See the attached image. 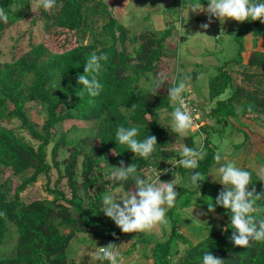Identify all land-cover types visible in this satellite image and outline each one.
I'll return each instance as SVG.
<instances>
[{
    "label": "trees",
    "instance_id": "trees-1",
    "mask_svg": "<svg viewBox=\"0 0 264 264\" xmlns=\"http://www.w3.org/2000/svg\"><path fill=\"white\" fill-rule=\"evenodd\" d=\"M180 1L177 0L179 6ZM31 6L32 0H0V7L9 16L7 24L0 23V245L12 232L17 234L13 251L0 255V264H70L68 250L80 233L110 238L116 246L125 247V242L131 240L132 244L124 250L125 259L129 257L146 234L133 233L139 240L126 238L100 210L108 187L121 188L123 183L124 191L135 190L132 178L114 184L111 179L105 181L115 171L113 167L120 166V161H124L125 167L134 163L137 175L142 178H151L156 171L161 181L177 177L176 203L167 211L171 229L147 240L149 248L141 249L152 264H200L206 251L221 258L223 264H264V242H253L248 247L234 245L228 210L218 205L213 209L224 216L222 225L214 218L202 221L187 212V208L196 206L210 213L207 204L212 201L215 204L218 193L225 188L209 174L219 164L215 160L219 143L214 133L223 131L230 123L244 132L243 140L233 142V152L249 136L264 143V125L257 128L247 122L250 119L264 124V51L248 50L245 39L251 32L256 37L261 34L264 24L254 20L255 25L249 23L238 34L237 55L220 64L208 77L209 98L197 102L193 90L186 86L183 95L192 97L198 122L204 117L211 120L188 131L182 139L186 146L197 149L203 146V159L198 161L197 169L189 170L172 165L179 158L180 145L175 143L177 134L172 132V126L161 120L163 110H173L168 88L180 80L186 84L180 68H185L179 56L182 39L179 35L177 43L171 41L175 24L132 31L120 21L107 0H56L52 9L40 8L39 18L47 23L48 31L54 28L59 33L73 31L76 44L54 51L43 40L32 43L20 56L3 60L6 29L24 19ZM100 53L106 59L101 61L102 68L96 75L103 88L98 96L90 97L81 91L78 75L83 74L89 55ZM165 58L176 62L174 79L163 71ZM233 62L237 65L233 66ZM198 73V69L189 73L193 81ZM158 80L163 83L154 92L153 85ZM208 100L212 107L201 117L199 108L201 105L206 108ZM29 102L41 106L45 117L42 124L29 116L26 110ZM68 119L93 121V129L85 134H70V129L56 131L57 125ZM166 119L171 117L167 115ZM15 121L18 123L14 124ZM118 126H136L141 139L154 135L158 147L153 156L135 157L126 145L118 144L115 140ZM73 128L79 129L76 125ZM63 153L64 158L59 159ZM247 169L251 172L248 189L264 193V172ZM8 170L20 177L18 185L13 186L11 178L4 177ZM190 171H199L205 177L198 182L199 187L182 184L191 179ZM64 179L71 189L69 196L61 186ZM33 186L41 187L42 197L22 199V193ZM257 205L264 206V199L258 200ZM179 242L187 244L184 251H180ZM96 264L108 262L96 259Z\"/></svg>",
    "mask_w": 264,
    "mask_h": 264
},
{
    "label": "clouds",
    "instance_id": "clouds-1",
    "mask_svg": "<svg viewBox=\"0 0 264 264\" xmlns=\"http://www.w3.org/2000/svg\"><path fill=\"white\" fill-rule=\"evenodd\" d=\"M37 7L45 11L52 9L56 0H36ZM202 5L196 3L190 5L193 11L200 10ZM207 12L210 17L218 18L221 23L226 19L243 22L245 20L259 19L264 23V0H208ZM8 13L5 8L0 7V23L7 24ZM207 28L208 24L202 25ZM106 59L104 53L91 54L84 63L83 74L78 75L77 83L82 85L81 91L87 92L90 97L100 94L103 85L97 79V75L102 68L101 61ZM163 81H156L153 85L155 92L162 85ZM186 84L180 80L174 86L168 88L169 103L173 105V110L167 113L171 117L172 132L176 133L175 143H179V158L172 164L184 169H197L198 161L203 159L204 151L201 145L199 149L186 146L182 139L186 132L194 130L193 117L187 107L183 92ZM139 129L136 126H118L116 129V141L118 144L126 145L135 157L150 158L156 152L157 141L154 135L138 138ZM220 155L215 156L216 161H220ZM115 171L108 174V179L112 184L125 182L129 178L134 179L135 190L125 191L120 195L115 194L120 188L104 191L100 210L114 221L115 225L124 233L144 232L152 230L160 225H167L166 213L169 208L175 205L178 196L174 188V180L161 181L160 173L156 171L151 178H142L137 175V168L134 163L124 166V161H120L119 167H113ZM264 172V165L259 168ZM212 179L225 188L218 193L215 204L213 201L208 205L211 211L215 206H222L230 212L232 231V241L234 245L248 247L253 242H264V206H258L257 201L264 199V193H256L255 189L249 190L251 183V172L237 165L234 161L219 164L209 172ZM191 181L199 187L198 182L203 181L202 173L199 171L189 173ZM104 176V174H103ZM123 187V183L120 184ZM96 258L108 264H125L124 246L109 244L99 247ZM139 258V252L134 251L128 257L129 264ZM200 264H223V260L214 256L211 252L203 253Z\"/></svg>",
    "mask_w": 264,
    "mask_h": 264
},
{
    "label": "rangeland",
    "instance_id": "rangeland-1",
    "mask_svg": "<svg viewBox=\"0 0 264 264\" xmlns=\"http://www.w3.org/2000/svg\"><path fill=\"white\" fill-rule=\"evenodd\" d=\"M182 1V0H181ZM180 1V3H181ZM188 1V0H187ZM205 1L206 0H201ZM108 3H112L115 14L119 17L120 21L126 26L130 27L132 31L141 32L145 29L155 28L162 29L170 26L172 23L175 24L174 35L172 36L171 41L178 42L179 35L182 39L179 56L181 58V64L185 68H181L183 72V79L186 81V86L188 89L193 90V96L199 102L201 99L209 98L208 97V77L213 75L216 72L217 67L220 64H223L224 61L229 60L237 55V51L240 47V40L237 37L241 31L246 30V25L254 24V20H245L243 22L235 21L233 19H226L223 23L218 18L210 17L207 12V3H203L202 8L197 11H193L186 7L182 2L181 6H176L177 19L173 18L170 15V11L166 10L165 15H161L160 8L161 4L158 1L154 3L145 4L142 2L138 7L132 3H129L128 6H123L124 2L121 0H107ZM198 6L200 4H197ZM174 7V6H173ZM173 9V8H172ZM48 11V10H47ZM183 12V13H182ZM40 8L37 7L36 0H32V6L29 10V14L15 24L6 29L3 40V60H12L25 53L30 49L32 43L39 41H45L48 46L54 51H63L67 48H70L76 44L75 34L73 31H65L59 33L56 28L48 31L46 22L43 19L39 18ZM51 17L53 16V11H50ZM202 16L201 18L198 17ZM208 24L207 28L202 27V25ZM264 24V23H263ZM253 25V26H254ZM249 32V31H248ZM264 32V25H263ZM262 32V33H263ZM251 34L246 35L247 39H250ZM120 47L121 44L119 43ZM131 48V47H130ZM163 71L170 73V79H174L176 73V62L172 58L164 59ZM199 65V66H197ZM232 64H230L231 66ZM237 65L236 62H233V66ZM193 69H198L199 73L197 78L193 81L191 74H189ZM194 87V88H193ZM209 101V100H208ZM212 102H208L206 108H202V105L199 108V114H202L206 110H210L212 107ZM26 110L32 120L36 121L39 124H42L45 117L41 113V106L37 102H29L26 105ZM171 111L163 110L161 112V120L167 124L171 125V120H167V113ZM209 119L204 117L201 119L202 123H208ZM211 122V120L209 121ZM18 121H15L14 124H17ZM201 124V123H200ZM77 126L79 129L76 131L73 126ZM195 125V124H194ZM198 128L195 125V129ZM69 131L70 134H85L88 130L93 129V121H84L78 119H68L62 123H59L56 127V131L64 132ZM186 132L185 134H187ZM27 136H29L26 133ZM215 141L219 143L218 153L222 157L219 161V164L227 163L228 161H233L238 158H250L253 154L251 148L252 143L249 139L238 149L236 152H233V142L241 141L245 138V133L237 131L233 128V125L230 123L226 128L221 132L214 133ZM257 143H261L259 139L256 140ZM51 146L49 147V151ZM229 153H231L229 155ZM65 153L62 156H59V159L64 158ZM51 158V155L49 156ZM218 164V166H219ZM245 163H243L244 165ZM218 166L216 168H218ZM4 177L11 178V184L16 186L20 183V177L11 174V171L8 170L4 173ZM177 177H173L172 180L176 181ZM105 181H108V177H105ZM167 181V180H164ZM110 186V183L107 182ZM186 183L188 187H195L191 179L182 182ZM65 190L66 194L69 196L71 189L67 184L66 179L63 180L61 185ZM111 187V186H110ZM112 190V189H111ZM114 190V189H113ZM125 192L123 188H120L119 192L115 194L120 195ZM43 195V191L40 186H33L28 188L25 192L22 193V199L26 201H31L36 198H40ZM194 207V206H193ZM193 207L187 208V212L193 214V217L205 221L207 219H213L218 225H222L223 215L216 210H212L208 213L202 207ZM167 225H160L152 230H147L142 232L144 236V241L140 240L137 242L138 248L134 247V251L144 250L149 247L148 244L150 239H155L154 236L160 237L163 233H169L170 227V218L169 215ZM109 218V217H108ZM111 220V219H110ZM136 232L124 233L126 238H132L135 240L138 236H134ZM141 233V232H138ZM17 240V234L13 233L8 236V240L0 245V255H8L13 251V247ZM131 241V240H130ZM130 241L125 242L126 246L130 244ZM148 243V244H147ZM113 244L112 239H102L99 237L92 236L88 233L78 234L72 241L68 250L69 263L70 264H96V252L99 247L108 246ZM125 246V247H126ZM154 243L151 244L153 249ZM150 247V249H151ZM187 247L186 243L179 242L180 251H184ZM133 251V252H134ZM177 256L175 257V259ZM137 261V262H136ZM152 264V260H148L147 257L142 256L139 259L132 261V264Z\"/></svg>",
    "mask_w": 264,
    "mask_h": 264
},
{
    "label": "crops",
    "instance_id": "crops-1",
    "mask_svg": "<svg viewBox=\"0 0 264 264\" xmlns=\"http://www.w3.org/2000/svg\"><path fill=\"white\" fill-rule=\"evenodd\" d=\"M121 1L124 2L123 6H125V7L128 6L129 3H132L135 5V7L136 6L138 7V5L141 4L142 2L147 4V3H154L155 1H158L161 4V8H160L161 15H165L166 10L172 12V13H170V15H172L173 18H175V15H177V11H176V6L178 5L177 0H121ZM181 2H183L185 7L187 4V6L189 8L192 3L203 4V3H208V0H206V2L201 1V0H188V1L182 0ZM180 9H182V4H181ZM207 15H209V14H207ZM198 17L201 18L202 16L198 15ZM251 35L252 36H250V39L249 38L247 39V37L245 38L246 39V48L248 50L256 49V50L264 51V32L257 35V37L254 34H251ZM247 122L250 123L251 125L257 127V128L261 127L260 125H264L261 121H252L250 119H247ZM249 141L252 143V146L249 149L252 150V152H253V154L250 156V158H248V159L238 158L236 160L234 159L233 161L241 167H245V168L250 167L252 169H258L259 170L260 166L264 165V143H257V141L254 140L253 138L250 139ZM243 163H245V164L243 165ZM131 244H132V242L130 244H128L126 247H124V250L127 247H129V245H131ZM142 256H143L142 251L139 250V258ZM125 264H129L128 257L125 259Z\"/></svg>",
    "mask_w": 264,
    "mask_h": 264
},
{
    "label": "built area",
    "instance_id": "built-area-1",
    "mask_svg": "<svg viewBox=\"0 0 264 264\" xmlns=\"http://www.w3.org/2000/svg\"><path fill=\"white\" fill-rule=\"evenodd\" d=\"M184 97H185V100H186L187 107L190 110V113H191V115L193 117V123L198 127L200 125V122H198L199 115L197 113H195L196 108H195V106L192 103V97L190 95H184Z\"/></svg>",
    "mask_w": 264,
    "mask_h": 264
}]
</instances>
